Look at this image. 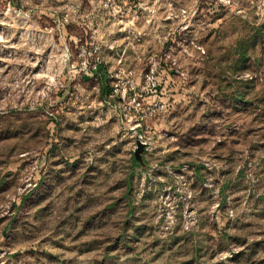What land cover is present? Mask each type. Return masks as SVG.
Returning <instances> with one entry per match:
<instances>
[{
	"label": "rangeland",
	"instance_id": "1",
	"mask_svg": "<svg viewBox=\"0 0 264 264\" xmlns=\"http://www.w3.org/2000/svg\"><path fill=\"white\" fill-rule=\"evenodd\" d=\"M0 264H264V0H0Z\"/></svg>",
	"mask_w": 264,
	"mask_h": 264
},
{
	"label": "built area",
	"instance_id": "2",
	"mask_svg": "<svg viewBox=\"0 0 264 264\" xmlns=\"http://www.w3.org/2000/svg\"><path fill=\"white\" fill-rule=\"evenodd\" d=\"M155 72H156V66L152 65L149 70H147L146 72V80L148 83L154 85L155 84ZM113 94V93H112ZM137 109L141 108V103L137 102ZM154 106H156V103L154 104ZM148 109L151 110V108L149 107Z\"/></svg>",
	"mask_w": 264,
	"mask_h": 264
}]
</instances>
